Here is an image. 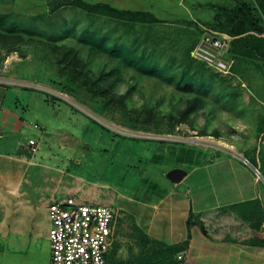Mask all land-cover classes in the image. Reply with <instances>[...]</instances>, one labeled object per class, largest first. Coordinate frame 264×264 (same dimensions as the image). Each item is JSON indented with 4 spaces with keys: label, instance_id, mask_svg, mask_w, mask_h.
<instances>
[{
    "label": "rangeland",
    "instance_id": "obj_1",
    "mask_svg": "<svg viewBox=\"0 0 264 264\" xmlns=\"http://www.w3.org/2000/svg\"><path fill=\"white\" fill-rule=\"evenodd\" d=\"M68 1L0 0V77L22 86L18 108L39 119L41 127L29 136L40 142V162L49 166L27 172L24 189L32 204L50 196L42 190L44 172L31 178L37 168L51 172L50 165H66L56 131L64 128L80 147L90 148L80 157L89 165L84 175L120 213L135 211L130 198L164 194L166 170L192 167L177 162L182 149L207 158L245 157L261 172V180L254 178L264 209V62L232 44L243 31L221 7L231 9L237 0ZM246 1L260 12L261 0ZM96 3L101 5L86 6ZM105 5L138 13L118 14ZM204 37L226 45L215 48ZM100 145L109 152L101 154ZM186 156L198 157L187 150ZM154 182L155 197L148 190ZM35 206L20 211L29 219L26 229L14 228V218L0 228V264H49L48 217ZM243 216L237 229L250 234L249 243L264 242V224L256 233L254 216ZM128 238L125 248L133 259L118 255L115 245L110 264L149 255L139 232ZM135 245L139 254H132Z\"/></svg>",
    "mask_w": 264,
    "mask_h": 264
},
{
    "label": "crops",
    "instance_id": "obj_2",
    "mask_svg": "<svg viewBox=\"0 0 264 264\" xmlns=\"http://www.w3.org/2000/svg\"><path fill=\"white\" fill-rule=\"evenodd\" d=\"M9 80L0 77V228L14 218V228L26 229L29 219L21 215L20 211L26 212L35 206L29 198L31 194L24 189L29 182L27 172L37 166L45 169L49 166L40 162V142L35 141L34 152H31L28 145V140L34 139L29 133H37L36 130L41 127L36 121L39 119L33 118L34 113L28 115L20 112L18 104L22 102L17 99V95L22 86ZM43 99L50 100L46 95H43ZM44 123L48 126L46 121ZM56 131L60 142L58 148L64 150L66 165H50L51 172L37 168L35 177L31 178L35 179L38 175L40 177L38 171L44 172L42 181L47 182H44L42 190L49 192L50 196L48 201H42V205L35 208L45 209L47 214L49 202L65 196H72L81 203L100 202L95 204L113 207L117 222L110 256L116 245L118 255L133 259L128 256L125 247L128 237L139 232L142 244L151 252L160 244L170 246L181 243L190 234L188 247L178 252L182 253V258H176L178 253L174 256L176 264H261L264 260V249L250 244V234L244 237L242 231L237 229L243 228L244 222L240 220H244L245 216L232 205L253 199L261 202V191L256 186L257 182L250 168L245 167L240 160L229 154L207 158L202 156L201 151L182 149L184 154L177 162L187 163L192 167L188 170L180 167L185 174L178 182H172L166 176L174 168L166 170L167 189L164 194L157 200L130 198L128 201L133 204L135 211L124 214L113 206L112 200H102L98 185L84 175L88 174L84 170L87 162L84 159L82 163L80 157L85 158L84 150L89 151L90 148L80 147L73 140L70 130L61 128ZM186 150L190 155L198 157L186 156ZM98 151L101 154L109 152L102 145ZM69 165H74L77 172H72ZM156 184L158 182L150 184L148 189L154 197ZM104 193L111 195L109 191ZM44 236L47 240V233ZM137 245L132 254H139Z\"/></svg>",
    "mask_w": 264,
    "mask_h": 264
},
{
    "label": "built area",
    "instance_id": "obj_3",
    "mask_svg": "<svg viewBox=\"0 0 264 264\" xmlns=\"http://www.w3.org/2000/svg\"><path fill=\"white\" fill-rule=\"evenodd\" d=\"M203 39L210 40L215 48L226 45L222 38L204 37ZM201 55L213 60L219 69L226 67L221 60ZM28 145L31 152L36 150L34 139H29ZM241 161L249 166V161L245 157ZM250 169L254 177L261 180V172L254 166ZM47 217L49 264L107 263L117 222V214L113 207L105 204L81 203L72 196H65L49 202ZM182 256V253H178L176 258L181 259Z\"/></svg>",
    "mask_w": 264,
    "mask_h": 264
},
{
    "label": "trees",
    "instance_id": "obj_4",
    "mask_svg": "<svg viewBox=\"0 0 264 264\" xmlns=\"http://www.w3.org/2000/svg\"><path fill=\"white\" fill-rule=\"evenodd\" d=\"M70 0L68 2H73ZM99 3L88 5V7H99ZM108 11L118 13V14H136L135 11H124L113 9L109 5H105ZM222 14L229 18L232 22L237 24V27L240 28V35L237 36L235 40L232 41L237 47L250 50L255 57L264 62V24L262 23L261 13L264 15V0L260 1V12L257 7L253 4L247 2L246 0H237L235 7L228 9L226 7H221ZM151 17V15H150ZM236 27V29H237ZM233 208H238L244 214H252L254 216L255 224L253 228L258 230L260 224H264V209L259 199H253L248 202L241 204L232 205ZM189 222V219H188ZM187 222V223H188ZM190 234L187 239L181 243L175 245H162L149 253V255L139 254L134 260H120L112 264H176L174 256L179 251L185 249L189 245ZM250 244L264 246L263 240L261 238H254L250 241ZM110 255L106 264H110Z\"/></svg>",
    "mask_w": 264,
    "mask_h": 264
},
{
    "label": "water",
    "instance_id": "obj_5",
    "mask_svg": "<svg viewBox=\"0 0 264 264\" xmlns=\"http://www.w3.org/2000/svg\"><path fill=\"white\" fill-rule=\"evenodd\" d=\"M185 174V171L180 168H174L167 172V178L172 182H178Z\"/></svg>",
    "mask_w": 264,
    "mask_h": 264
}]
</instances>
